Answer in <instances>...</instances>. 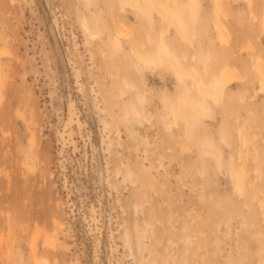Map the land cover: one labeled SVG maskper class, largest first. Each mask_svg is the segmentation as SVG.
Returning <instances> with one entry per match:
<instances>
[{"label": "rangeland", "instance_id": "rangeland-1", "mask_svg": "<svg viewBox=\"0 0 264 264\" xmlns=\"http://www.w3.org/2000/svg\"><path fill=\"white\" fill-rule=\"evenodd\" d=\"M122 1L0 0V264H264V0Z\"/></svg>", "mask_w": 264, "mask_h": 264}, {"label": "bare ground", "instance_id": "bare-ground-1", "mask_svg": "<svg viewBox=\"0 0 264 264\" xmlns=\"http://www.w3.org/2000/svg\"><path fill=\"white\" fill-rule=\"evenodd\" d=\"M150 1H152V0H150ZM126 2H128L127 0H124V1H122L121 2V6L123 7L124 6V4H126L127 5V3ZM152 3H154V2H152ZM129 4V3H128ZM173 5V4H172ZM137 7H139L140 9H142L143 10V7H141L139 4H138V6ZM157 10V9H156ZM160 12V10L158 9V13ZM161 14H162V16H163V14L164 13H162V11L160 12ZM165 17V16H164ZM192 18H194V13L192 14ZM173 24H174V22H173ZM263 25H264V21H263ZM175 26V25H174ZM218 25H216V27H217ZM84 27H85V29L86 30H88V25H87V23L86 22H84ZM176 27V26H175ZM177 29H179L178 27H177ZM180 31V30H179ZM181 32V31H180ZM179 34H181L182 35V37H184V38H182V39H184V40H186L185 39V37H186V35L184 36L183 34L184 33H179ZM180 35V36H181ZM224 35L222 34V37H223ZM139 58H140V60L144 63V64H159L160 63V61H162V62H164L165 64H166V66H168L171 70H173V72H174V74H175V76L177 77V79H179V80H182L185 76H187L186 75V73L182 70V67L180 66V65H178L172 58H170L169 56H167V55H165V54H162V55H160L159 56V58H155V57H150V56H147V55H144V54H142V53H139ZM183 59H184V57H183ZM157 65H155V66H157ZM259 67V66H258ZM234 78H239V76L237 77V74H236V72H234V71H226L225 73H223V75H222V81L224 82V83H227V82H229V81H231V80H233ZM222 82V83H223ZM227 85V84H226ZM222 86V85H221ZM219 87V88H221L222 89V87ZM228 86V85H227ZM223 87H225V86H223ZM263 87H264V84H263ZM199 90V93H201L202 95H204V96H207V97H209V98H211V99H213V100H218L219 98H218V96H219V90H217V89H215V88H212V89H210V88H199L198 89ZM264 91V90H263ZM179 112H180V114L181 115H184V116H186V118H187V122H188V126L190 127V126H192V123H193V121H195L194 119H195V112H194V110L192 109V108H190L189 106H186V105H180V109H179ZM199 113L200 114H202V111L201 110H199ZM203 116V115H202ZM208 149V148H207ZM204 154V153H203ZM206 154H208V153H206ZM236 184H237V186L235 185V187H237V189L239 190V192L241 191V186H240V181H239V179L237 180V182H236ZM237 190V191H238ZM46 260V259H45ZM44 261V260H43ZM47 261V260H46Z\"/></svg>", "mask_w": 264, "mask_h": 264}]
</instances>
